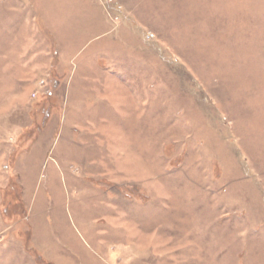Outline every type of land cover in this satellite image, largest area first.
I'll list each match as a JSON object with an SVG mask.
<instances>
[{
	"label": "rangeland",
	"instance_id": "1",
	"mask_svg": "<svg viewBox=\"0 0 264 264\" xmlns=\"http://www.w3.org/2000/svg\"><path fill=\"white\" fill-rule=\"evenodd\" d=\"M0 264H264V0H0Z\"/></svg>",
	"mask_w": 264,
	"mask_h": 264
}]
</instances>
